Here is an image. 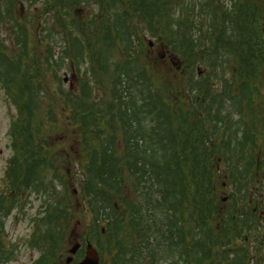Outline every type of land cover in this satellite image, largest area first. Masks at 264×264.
<instances>
[{
    "label": "trees",
    "instance_id": "1",
    "mask_svg": "<svg viewBox=\"0 0 264 264\" xmlns=\"http://www.w3.org/2000/svg\"><path fill=\"white\" fill-rule=\"evenodd\" d=\"M0 91V264L17 252L4 219L27 207L31 264H64L75 232L101 264H247L264 0H0Z\"/></svg>",
    "mask_w": 264,
    "mask_h": 264
},
{
    "label": "rangeland",
    "instance_id": "2",
    "mask_svg": "<svg viewBox=\"0 0 264 264\" xmlns=\"http://www.w3.org/2000/svg\"><path fill=\"white\" fill-rule=\"evenodd\" d=\"M62 78H67L64 81L65 85L69 84L70 75L66 72H61ZM13 110V109H12ZM8 108L6 100L2 91H0V184L7 166L8 159L11 156L10 140L7 134L8 125L10 123V113L12 111ZM60 141H56L55 145L58 147ZM74 143L67 141L65 144L66 149H73ZM33 200H35L33 196ZM33 206L36 208V201L33 202ZM34 212V209L26 208L25 214L20 217L10 215L5 217L4 225L6 222V232L8 238L17 247V252L13 261L8 264H30L36 255V252L29 249L25 244V239L32 231V222L29 220V216Z\"/></svg>",
    "mask_w": 264,
    "mask_h": 264
},
{
    "label": "water",
    "instance_id": "3",
    "mask_svg": "<svg viewBox=\"0 0 264 264\" xmlns=\"http://www.w3.org/2000/svg\"><path fill=\"white\" fill-rule=\"evenodd\" d=\"M77 248H78V245H75L70 250V252L74 253L77 250ZM69 261H70V259L67 260V262H69ZM78 264H98L97 254H96L95 250L90 245L87 246L85 258L81 262H79Z\"/></svg>",
    "mask_w": 264,
    "mask_h": 264
}]
</instances>
